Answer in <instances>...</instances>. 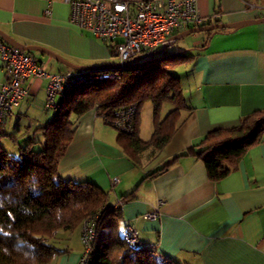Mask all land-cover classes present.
Masks as SVG:
<instances>
[{"label":"crops","instance_id":"1","mask_svg":"<svg viewBox=\"0 0 264 264\" xmlns=\"http://www.w3.org/2000/svg\"><path fill=\"white\" fill-rule=\"evenodd\" d=\"M197 6L202 25L264 17V0H197ZM69 14L62 0H0V29L75 65H109L111 43L72 25ZM198 34L192 48L181 51L190 55L187 75L180 79L187 108L161 148L150 146L130 157L117 130L91 108L71 115L74 133L57 173L108 192L109 204L118 206L119 232L132 224L141 245L175 264H264V128L222 178L210 179L202 160L212 154L217 131L264 111V22ZM30 53L48 73L76 70L47 54ZM5 80L0 59V85ZM47 83L45 77L25 80V95L0 127L3 150L17 155L31 139L32 148H40L38 129L51 120L60 99L47 105ZM140 121L139 110L138 135L149 140ZM188 149L192 152L173 160ZM150 213L155 217L148 218ZM58 247L63 251L48 264H76L81 248Z\"/></svg>","mask_w":264,"mask_h":264},{"label":"trees","instance_id":"2","mask_svg":"<svg viewBox=\"0 0 264 264\" xmlns=\"http://www.w3.org/2000/svg\"><path fill=\"white\" fill-rule=\"evenodd\" d=\"M189 57L184 52L158 54L111 69L113 78L75 86L54 103L53 117L38 129L40 148H32V139L17 155L0 147V264H48L63 251L58 247V232L79 228L90 217L97 218V224L88 264H175L138 241H127L119 232L118 206L109 204L108 192L90 182L61 179L57 166L73 137L71 115L79 116L91 108L112 126L116 109L135 105L131 130L117 131L119 145L132 158L150 146L161 148L174 132L180 111L187 108L180 78L169 67ZM146 101L152 104L154 128L145 141L138 135L137 124ZM165 102L174 107L160 119ZM262 128L264 111H258L244 117L237 127L217 131L212 154L202 156L209 178L225 176ZM190 152L188 149L173 160Z\"/></svg>","mask_w":264,"mask_h":264},{"label":"built area","instance_id":"3","mask_svg":"<svg viewBox=\"0 0 264 264\" xmlns=\"http://www.w3.org/2000/svg\"><path fill=\"white\" fill-rule=\"evenodd\" d=\"M70 7L69 22L111 43L119 63L154 50L170 42V37L189 27L200 26L203 19L197 0H62ZM0 59L6 80L0 85V127L4 119L25 95V80L29 76L45 77L47 105L75 86L113 78L110 70H73L48 73L31 53L16 48L0 37ZM136 106L116 109L111 125L117 131H130ZM118 179L112 178V183ZM97 217V216H96ZM148 218H154L150 213ZM96 234L95 217L83 220L80 241L82 251L76 264H88ZM124 238L133 243L135 229L125 225Z\"/></svg>","mask_w":264,"mask_h":264},{"label":"rangeland","instance_id":"4","mask_svg":"<svg viewBox=\"0 0 264 264\" xmlns=\"http://www.w3.org/2000/svg\"><path fill=\"white\" fill-rule=\"evenodd\" d=\"M196 35H199V34L198 33L189 34L187 36H184L182 38L177 39L173 44L168 45L166 47V49L159 54V57H164L166 55H173V54L178 53V52L180 53L182 50L192 48V40H193V37ZM159 47L160 46H157L156 48H154V50L159 48ZM39 56L41 57L42 55H39ZM44 57H46V56H44ZM117 63H119L118 57L113 56V55L109 56V64L110 65L117 64ZM184 65H185V61L180 62V63H176V64H174V66L171 65L169 67V71L172 75L178 76L180 79H182L187 75ZM56 99L58 100L59 97H56ZM173 107L174 106L170 102L163 103V105L161 106V109H160L159 118L162 119L164 117V115H166V113L170 109H172ZM140 120H141L140 125L143 127V129H142L143 135L147 134V136L150 137L152 134V131H153V114H152V104L150 101L144 102L142 104V106L140 107ZM148 137H144V138H148ZM0 144L2 147L3 146L5 147L6 146L5 140L0 141ZM108 202H109V200H108ZM120 203L121 202L119 201V203H117V204H120ZM115 205L116 204H114V205L112 204V206H115ZM85 219H87V218H85ZM96 220H97V218H96ZM96 220H95V222L97 224ZM78 233H79L78 227H76L75 229H73L71 231H62V230L59 231L57 234L59 237V244L60 243L62 245L64 243H66V245L69 244L72 249L81 248V250H80V252H81L82 251V244H81V241L79 240ZM80 234H81V225H80ZM79 244H80V246H78Z\"/></svg>","mask_w":264,"mask_h":264},{"label":"water","instance_id":"5","mask_svg":"<svg viewBox=\"0 0 264 264\" xmlns=\"http://www.w3.org/2000/svg\"><path fill=\"white\" fill-rule=\"evenodd\" d=\"M260 22H264V17H259V18H254V19H245V20H241V21H237V22H232V23H212V24H208V25H200V26H196V27H189L186 28L184 30H181L175 34H173L170 37V42L168 44L162 45L159 48L155 49V50H151V51H147L144 53H141L131 59H129L128 61H125L124 63H117V64H112V65H104V66H81V65H75L72 64L66 60H64L63 58L59 57L57 54H55L54 52L38 46V45H24L22 43H19L18 41H16L14 38H12L11 36H9L7 33H5L3 30L0 29V37L5 40L7 43H9L10 45L19 48L21 50L24 51H37L40 53H44L47 54L51 57H53L55 60L67 65L68 67H70L71 69H76V70H89V71H95V70H111V69H120V68H124V67H128L129 65L133 64L136 61L145 59V58H151L154 57L155 55L160 54L161 52H163L166 47L170 44H173L177 39L182 38L184 36H187L189 34H193V33H199V32H204V31H212L215 32L219 29H225V28H237V27H241L244 25H248V24H255V23H260Z\"/></svg>","mask_w":264,"mask_h":264},{"label":"bare ground","instance_id":"6","mask_svg":"<svg viewBox=\"0 0 264 264\" xmlns=\"http://www.w3.org/2000/svg\"><path fill=\"white\" fill-rule=\"evenodd\" d=\"M26 52H29V51H26ZM30 53V52H29Z\"/></svg>","mask_w":264,"mask_h":264}]
</instances>
